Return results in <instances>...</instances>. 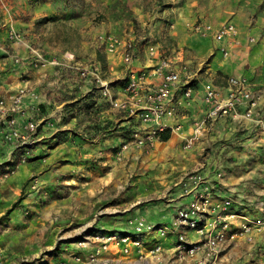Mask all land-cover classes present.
<instances>
[{
	"label": "crops",
	"instance_id": "1",
	"mask_svg": "<svg viewBox=\"0 0 264 264\" xmlns=\"http://www.w3.org/2000/svg\"><path fill=\"white\" fill-rule=\"evenodd\" d=\"M169 1L172 6L163 14L168 47L154 34L143 53L134 43L136 58L132 68L147 72L148 83H159L163 74L158 65L166 56L175 68L186 65L196 72L195 93L190 104L183 101L176 117L168 120L172 125L181 124V128L175 132L169 130L168 140L158 139L154 145L142 147L131 140V127L139 124L137 117L112 107L97 89L93 74L88 78L81 75L83 69L93 70L98 66L114 96H127L129 71L123 54H100V48L107 51L101 39L105 35V24L94 27L97 44L87 38L79 49L74 45L60 48L48 43L44 35L39 38L37 28L45 17L50 20L48 24L51 20L72 23L73 12L64 0H0V98L10 96L20 87H30L39 94L37 99L28 100L32 107L36 106L30 110L40 122L35 143L16 152L4 141L0 118V171L13 167L6 168L7 172H12L0 179V217L12 210L6 216L8 223L4 222L5 225L26 223L25 210L38 206L35 197L26 195L32 177L41 180V188L52 186L56 180L54 172L69 170L68 175L75 178L87 171L89 165H106L113 159L119 161V151L125 142L129 144L123 149L120 160L130 162L131 166L135 165V154L139 152L138 157L146 151L150 168L149 178L144 182L149 183L146 187L153 196L147 199L141 195L125 200V207L106 209L98 223L101 230H113L119 225L128 229L130 221L140 215L154 222L170 221L176 207L191 198L181 197V188L185 175L195 170L208 178L214 198L233 196L235 210L259 212L260 201H264V131L261 125L242 115L207 120L193 144L186 146V143L208 111L203 90L207 82L219 87L227 96L230 77H245L254 90L263 93L261 104L264 108V0H208V4L206 0ZM228 20L237 25L239 34L230 40V56L225 57L222 43L212 35L200 36L193 25L206 21L219 26ZM150 24L157 27L159 22L153 20ZM11 26L22 32L23 40L9 38ZM251 36H256L257 42H250ZM123 39L134 42L133 38L124 36ZM151 46L156 49L154 61H151ZM33 49L44 54L47 63L36 65ZM68 53L73 54V60L67 59ZM53 59L62 63H50ZM176 95L177 102L183 98L180 92ZM25 151L29 152L28 160L15 167L16 163L9 160L17 162V154ZM220 170L224 172L222 178L217 175ZM73 171L76 172L72 174ZM117 221L122 223L116 225ZM172 245L173 240L169 238V249L163 252L160 261H152V264H168L173 256ZM2 247L0 245V249ZM225 252V259L238 264H264V231L256 233L253 243L231 240ZM88 254H84V259ZM115 255L127 264H132L135 257L120 252ZM60 261L65 260H55L52 264ZM0 264H5L3 259Z\"/></svg>",
	"mask_w": 264,
	"mask_h": 264
},
{
	"label": "built area",
	"instance_id": "2",
	"mask_svg": "<svg viewBox=\"0 0 264 264\" xmlns=\"http://www.w3.org/2000/svg\"><path fill=\"white\" fill-rule=\"evenodd\" d=\"M193 30L200 36L213 38L222 43L221 51L225 57L230 56L229 42L237 38L239 30L231 21H224L219 26L210 22L198 21ZM9 38L23 40V34L13 27ZM109 52L123 50V60L128 67V83L125 98L115 97L109 83L101 76L98 66L93 70L83 69L81 75L88 78L93 74L100 94L107 98L112 107L124 114L137 117L139 124L131 127V140L138 146H152L160 139L163 132L177 131L181 124H169L168 120L176 117L178 109L184 102L190 104L194 97L196 72L186 65L175 68L172 60L166 56L161 58L159 70L163 78L159 83H148V73L133 70L132 64L136 58L135 46L132 41L125 40L114 34L102 35ZM257 42L256 36L249 38ZM0 48V59H1ZM35 53V64L47 63V58L38 50ZM68 60H73V54H66ZM151 61L157 57L156 49L150 47ZM50 63L59 65L62 62L53 59ZM229 93L224 96L221 89L211 82L203 85L204 101L208 106L206 116L195 127L194 136L187 140L186 146H191L201 134L207 120H220L228 116L242 115L261 125L264 131V108L261 104L263 93L254 90L245 77H230ZM180 92L182 99L176 101ZM39 94L30 87H20L10 96L0 98V118H2V135L4 141L24 147L35 143L40 122L32 116L30 98L37 99ZM29 99V100H28ZM40 104V103H39ZM244 109L241 112V109ZM31 109V110H30ZM38 109V106H37ZM125 142L119 151L122 158L123 149L128 147ZM29 152L25 151L21 161L26 162ZM217 175L222 178L223 171ZM8 176L7 173L0 177ZM181 197H190L185 203L176 207L170 221L154 222L140 215L130 221V227L125 231L100 230L92 236V250L84 259L75 254L76 264H127L115 255L120 252L125 256L135 255L132 264H152L160 261L164 251L169 249L167 240H173L172 252L168 264H238L234 260L225 259L226 248L231 240H245L253 243L256 233L264 231V201L259 212H239L234 209L233 196L214 198L212 186L201 171L188 172L182 181ZM193 234V235H192ZM81 243H85L84 241ZM114 256H113V255ZM53 264H68L60 261Z\"/></svg>",
	"mask_w": 264,
	"mask_h": 264
},
{
	"label": "rangeland",
	"instance_id": "3",
	"mask_svg": "<svg viewBox=\"0 0 264 264\" xmlns=\"http://www.w3.org/2000/svg\"><path fill=\"white\" fill-rule=\"evenodd\" d=\"M64 1L73 12L72 23L51 20L48 24L50 20L45 17L40 20L37 28L39 38H42V35L46 36L48 43L56 47L74 45L79 49L83 45V39L87 38L97 44L94 27L101 23L105 24L103 28L105 35L133 38L132 42L138 46L141 53L145 51L153 34L168 47L169 40L167 35L165 37L163 28L166 23L163 14L165 10L168 13L167 9L172 6L169 0ZM205 4H208V0ZM153 20L159 22L157 27L151 26ZM100 49V54L123 53V50L109 52L107 49V51ZM3 125L1 122V126ZM10 144L16 152L23 151L17 143ZM18 154L15 158L17 162L9 160L16 163L15 167L25 163L21 161L22 155ZM137 154L139 152L133 158L135 164L133 166L130 162L126 163L120 159L116 162L113 159L106 165L100 162V166L89 165L87 171L81 172L75 178L68 175L71 173L69 170L54 172L53 178L56 180L50 187L41 188V180L32 177L33 181L26 195L31 194L39 204L33 209L25 210L26 223L21 225H15L13 222H9V225L4 224L8 223L6 216L11 209L6 212L5 217H0V245L3 246L0 249V259H3L5 264H52L55 260L61 259L68 264H76L75 254H80L84 258V254L92 250V236L101 230L98 223L106 209L115 206L125 207L126 201L141 195L146 198L153 196L149 195L146 187L149 183L144 182L149 178L150 168L147 167L149 160L146 151H142L138 157ZM5 169L0 171V176L5 173L9 176L12 172ZM119 223L122 221H117L116 225ZM123 227L125 226L119 225L113 230L125 231ZM83 241L85 243H81Z\"/></svg>",
	"mask_w": 264,
	"mask_h": 264
},
{
	"label": "trees",
	"instance_id": "4",
	"mask_svg": "<svg viewBox=\"0 0 264 264\" xmlns=\"http://www.w3.org/2000/svg\"><path fill=\"white\" fill-rule=\"evenodd\" d=\"M170 132L169 131H166V132H163L160 136V139L162 140H168L170 138Z\"/></svg>",
	"mask_w": 264,
	"mask_h": 264
}]
</instances>
